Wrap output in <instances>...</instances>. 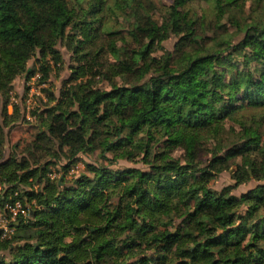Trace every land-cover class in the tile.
I'll return each mask as SVG.
<instances>
[{"label":"trees","instance_id":"16d2710c","mask_svg":"<svg viewBox=\"0 0 264 264\" xmlns=\"http://www.w3.org/2000/svg\"><path fill=\"white\" fill-rule=\"evenodd\" d=\"M191 1L171 0L157 19L153 0H0V202L17 192L30 216L0 239V264H264V183L231 194L264 179V119L242 115L264 108V0H252L253 14L248 0H207L208 22ZM118 16L126 29L108 23ZM172 35L170 52L162 43ZM58 43L74 55L70 75L33 111L28 155L1 158L3 126L17 119L10 83L37 70L46 81ZM227 122L241 127L238 141H226ZM177 147L185 162L172 156ZM38 150L64 151L60 179L48 178L53 162ZM96 151L110 163L140 155L148 168L88 163L67 183L77 156ZM234 163V184L213 189Z\"/></svg>","mask_w":264,"mask_h":264},{"label":"rangeland","instance_id":"374dc122","mask_svg":"<svg viewBox=\"0 0 264 264\" xmlns=\"http://www.w3.org/2000/svg\"><path fill=\"white\" fill-rule=\"evenodd\" d=\"M112 2V0H110ZM155 5L157 6L155 11V18L160 19V14L164 11L163 5L170 4L171 0H153ZM259 8V4L256 1L248 0L245 6L246 13L253 14V8ZM188 7L200 16H203L208 22L212 14H210V4L207 0H192ZM117 21L116 25L115 22ZM109 24L113 26H120L121 28L126 29L128 27V22L125 20L123 16H118L117 18H110L108 21ZM214 28V26H213ZM229 31L233 29L231 27L228 28ZM125 32V30H124ZM217 33H222V29L215 30ZM234 34L235 31H232ZM215 33L211 29L207 30L206 36L209 38L213 36ZM243 33L238 32L235 34L232 40H238L241 38ZM177 40V37L172 35L167 40H165L162 45L165 50L172 51L174 44ZM121 41H117V45H120ZM131 43V42H130ZM57 48L61 52V61L60 63L53 64L51 63V69L49 71L48 78L46 81H42L40 77L42 74L40 71L33 73L27 78V73H23L21 75H17L12 82L10 83V87L8 88V96L9 102L7 104V111L8 113H12L13 109L16 108L15 116L17 119L10 122L7 125L3 126V130L5 133V141L3 147V155L1 158H6L11 153H15L16 156L21 157L23 155H28L26 151H22L24 149L26 143L33 138L34 134L36 133L38 120L36 119L37 116L33 111L36 113H40L41 110L44 108L45 103H48V96L52 93L54 96L58 97L63 86V82L67 79L71 72V64L75 62L74 55L72 51L63 43H58ZM163 50L159 49L155 53L161 54ZM106 62H112L113 56L111 54H107ZM74 59V60H73ZM28 68L35 67V59L31 58L27 62ZM96 82L99 85L108 86L107 80L101 79V77L96 76ZM0 100L2 101V97L0 95ZM52 104V103H50ZM243 118L247 120L251 124H255L253 119H264V108H257V109H247L242 114ZM225 134L224 136L227 137L226 141L229 139H237V133L240 130V126L238 123L235 122H227L225 123ZM260 129L264 130V121L260 124ZM211 140V139H210ZM206 144L209 146L213 143V140ZM18 142V148H14V144ZM37 154L41 156L42 159L52 160L53 164L50 165L49 171H55L58 173V177L61 178L62 173V165L68 162V159L65 156L64 151H57V156L51 157L50 154H46L45 151L38 150ZM109 157L111 155H108ZM172 156L177 158L180 162H185V155L184 150L180 147H177L175 150L172 151ZM210 154L206 153L205 151L201 153L199 156L200 162L202 165L207 160ZM238 161H240L238 159ZM104 163L108 167L111 168H123V167H137L146 170L148 168L147 163L143 162L141 156H136L134 159L129 160L125 158H119L118 160L114 161L113 163L108 162L107 160H103L98 155V152L93 153H84L79 154L77 156V160L70 165L69 171L65 174V180L67 183L72 182L74 179L78 178L82 173H85L87 167L86 164L88 163ZM237 166L236 163L232 164L229 168L222 170L219 172L210 182L211 187L213 189L221 190L225 186L234 184L233 174L236 171ZM89 175H93V172H90ZM58 177L53 180L56 181ZM59 178V179H60ZM259 183H264V179L262 180H255L254 178H250L249 180L239 184L234 189L231 190V194L240 195L243 192L248 191L249 189L255 187ZM42 185V183H41ZM29 189V184L22 185ZM36 187L38 184L35 185Z\"/></svg>","mask_w":264,"mask_h":264},{"label":"built area","instance_id":"2783aa9c","mask_svg":"<svg viewBox=\"0 0 264 264\" xmlns=\"http://www.w3.org/2000/svg\"><path fill=\"white\" fill-rule=\"evenodd\" d=\"M57 175L58 173L55 171L47 172V176L51 180H55L58 177ZM14 195L15 198L10 196L4 202H0V239L12 236L19 218L28 219L30 217L28 205L27 203L25 204L27 200H25V198L16 197L17 192H15Z\"/></svg>","mask_w":264,"mask_h":264}]
</instances>
